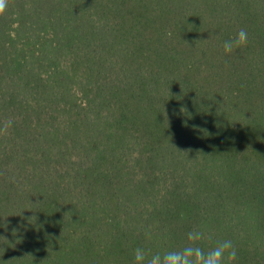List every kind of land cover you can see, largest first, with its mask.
Segmentation results:
<instances>
[{"label":"trees","instance_id":"16d2710c","mask_svg":"<svg viewBox=\"0 0 264 264\" xmlns=\"http://www.w3.org/2000/svg\"><path fill=\"white\" fill-rule=\"evenodd\" d=\"M9 119L0 264H134L193 229L264 264V0H9Z\"/></svg>","mask_w":264,"mask_h":264},{"label":"clouds","instance_id":"9594fccd","mask_svg":"<svg viewBox=\"0 0 264 264\" xmlns=\"http://www.w3.org/2000/svg\"><path fill=\"white\" fill-rule=\"evenodd\" d=\"M8 5L9 0H0V17L6 16ZM248 43V32L241 28L234 37L224 41V53L230 55L236 49L247 47ZM12 124L13 120L11 119L4 121L0 126V135L8 134ZM208 238L210 237L205 231L193 229L187 233L188 243L179 250L150 254L144 248L137 247L133 252V261L134 264H234L237 259V251L233 241L230 239L218 240L214 247L205 250L199 246V242Z\"/></svg>","mask_w":264,"mask_h":264}]
</instances>
